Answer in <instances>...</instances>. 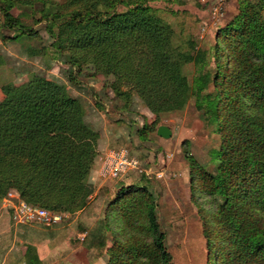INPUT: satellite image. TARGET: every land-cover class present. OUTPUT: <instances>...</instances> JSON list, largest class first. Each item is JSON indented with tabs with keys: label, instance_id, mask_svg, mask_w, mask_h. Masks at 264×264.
Listing matches in <instances>:
<instances>
[{
	"label": "trees",
	"instance_id": "16d2710c",
	"mask_svg": "<svg viewBox=\"0 0 264 264\" xmlns=\"http://www.w3.org/2000/svg\"><path fill=\"white\" fill-rule=\"evenodd\" d=\"M26 19L46 22L51 46L68 54L76 72L90 66L111 76L117 97L129 102L134 90L156 119L183 110L190 99L200 105L220 137L212 150L216 169L184 155L191 195L199 191L214 205L203 220L208 264H264V0H238L237 13L216 33L213 67L208 50L192 38L177 40L146 0H0V29H16L1 34L3 41L36 36ZM190 63L192 81L185 72ZM0 89V201L14 189L26 203L54 212L82 209L98 134L85 123L79 98L38 74ZM104 228L110 243L96 244L106 264H172L145 184L117 189ZM23 261L43 264L33 244L26 245Z\"/></svg>",
	"mask_w": 264,
	"mask_h": 264
},
{
	"label": "rangeland",
	"instance_id": "374dc122",
	"mask_svg": "<svg viewBox=\"0 0 264 264\" xmlns=\"http://www.w3.org/2000/svg\"><path fill=\"white\" fill-rule=\"evenodd\" d=\"M146 3L172 25L177 40L194 39L198 47L208 50L210 67L215 65L212 48L216 33L237 13L238 0H146ZM125 8L119 5L117 10ZM18 12L12 10L14 15ZM26 22L37 31L36 36L3 41L1 34L13 35L16 29H0V87L8 82L22 83L33 74L66 85L79 98L85 123L98 134L97 153L87 176L91 192L85 206L74 212L58 211L66 217L50 229L35 221L12 220L9 202L22 199L14 189L6 193L0 201V264H20L27 244L38 246L40 255H49L47 260H51L47 264L64 259L78 246L82 249L74 253L76 264H104L106 255L96 242L104 239L106 244L110 243L111 232L104 228L106 207L117 189L131 183L145 184L152 194L172 264H208L203 220L209 219L214 205L211 198L199 191L191 195V170L184 155L187 151L208 171L216 169L212 150L219 145L220 137L205 123L200 105L190 99L183 110L163 113L156 119L134 90L129 102L117 97L109 86L111 76L96 73L90 66L76 72L68 54H59L51 46L45 21L33 23L26 19ZM42 47L41 54H28L31 49ZM195 70L193 63L185 67L190 81ZM159 125L170 128L169 138L156 134ZM120 148L136 157L140 168L151 172L129 171L116 179L101 175L100 157ZM156 171L162 176L156 177Z\"/></svg>",
	"mask_w": 264,
	"mask_h": 264
},
{
	"label": "built area",
	"instance_id": "2783aa9c",
	"mask_svg": "<svg viewBox=\"0 0 264 264\" xmlns=\"http://www.w3.org/2000/svg\"><path fill=\"white\" fill-rule=\"evenodd\" d=\"M101 162V175L109 179L119 178L129 171L145 172L148 174L151 170L142 169L136 157L131 156L125 149L110 150L100 157ZM156 177L162 176V173L155 172ZM12 214L11 218L16 223H25L30 221L38 222L45 227H51L62 221L66 217L65 213L53 212L45 208L36 207L26 203L24 200H18L11 203ZM81 240L83 236L79 237Z\"/></svg>",
	"mask_w": 264,
	"mask_h": 264
},
{
	"label": "crops",
	"instance_id": "0c3cea01",
	"mask_svg": "<svg viewBox=\"0 0 264 264\" xmlns=\"http://www.w3.org/2000/svg\"><path fill=\"white\" fill-rule=\"evenodd\" d=\"M80 249H82V246H78L77 248L71 250L70 253L64 259H61L60 260V258L57 259V257H56L57 260H55L53 264H65L66 262H69L71 264H76V261H75L76 255H74V253H75V251L80 250ZM23 251H22L23 254H22V257H21L22 258V261L20 262V264H23L24 263V261H23L24 252ZM36 252H37V255H38L39 259L42 261V263L43 264H47V258H48L49 255L48 256H47V254H45L43 256L40 255V253L38 251V246H36ZM104 262H105L104 264H106V261H104ZM66 264H68V263H66Z\"/></svg>",
	"mask_w": 264,
	"mask_h": 264
},
{
	"label": "water",
	"instance_id": "95a60500",
	"mask_svg": "<svg viewBox=\"0 0 264 264\" xmlns=\"http://www.w3.org/2000/svg\"><path fill=\"white\" fill-rule=\"evenodd\" d=\"M171 133L170 128L166 125H159L156 129V134L163 138H169Z\"/></svg>",
	"mask_w": 264,
	"mask_h": 264
}]
</instances>
